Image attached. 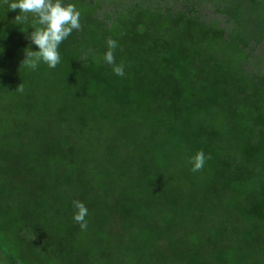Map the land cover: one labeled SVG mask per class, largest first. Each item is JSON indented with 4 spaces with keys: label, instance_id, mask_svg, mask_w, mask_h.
Here are the masks:
<instances>
[{
    "label": "trees",
    "instance_id": "16d2710c",
    "mask_svg": "<svg viewBox=\"0 0 264 264\" xmlns=\"http://www.w3.org/2000/svg\"><path fill=\"white\" fill-rule=\"evenodd\" d=\"M68 2L32 70L0 0V264H264V0Z\"/></svg>",
    "mask_w": 264,
    "mask_h": 264
},
{
    "label": "clouds",
    "instance_id": "9594fccd",
    "mask_svg": "<svg viewBox=\"0 0 264 264\" xmlns=\"http://www.w3.org/2000/svg\"><path fill=\"white\" fill-rule=\"evenodd\" d=\"M7 4L9 11L19 9L15 16L17 24L30 23L33 31L28 35L31 45H35L37 50L31 47L25 52L23 60L25 66L35 70L43 63L48 68L54 69L61 62L59 47L72 32L81 30V12L74 3L68 0H2ZM107 51L104 54V62L114 65L113 51L117 47V42L111 38L106 41ZM117 76L124 75L123 65L113 68ZM191 170L199 171L204 163L205 156L202 151L197 152L190 158ZM73 220L79 224L81 230L87 229L88 209L82 201H73Z\"/></svg>",
    "mask_w": 264,
    "mask_h": 264
}]
</instances>
